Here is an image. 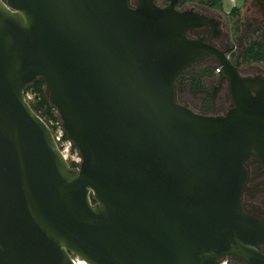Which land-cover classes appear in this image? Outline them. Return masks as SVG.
Here are the masks:
<instances>
[{"label": "water", "instance_id": "water-1", "mask_svg": "<svg viewBox=\"0 0 264 264\" xmlns=\"http://www.w3.org/2000/svg\"><path fill=\"white\" fill-rule=\"evenodd\" d=\"M177 2L0 0V264H264L240 205L243 161L264 164V79L188 38L212 23ZM205 55L231 83L224 115L175 100ZM36 79L77 169L25 97Z\"/></svg>", "mask_w": 264, "mask_h": 264}, {"label": "flooded vegetation", "instance_id": "flooded-vegetation-1", "mask_svg": "<svg viewBox=\"0 0 264 264\" xmlns=\"http://www.w3.org/2000/svg\"><path fill=\"white\" fill-rule=\"evenodd\" d=\"M170 0L156 3L160 7ZM210 6L206 0H178L176 9H194L211 20V25L189 29L186 36L202 41L223 51L241 77L259 75L264 79V0H239ZM227 3L229 9L227 10ZM218 69V71H217ZM175 100L194 113L209 116L224 115L234 107L231 83L216 58L205 55L200 61L182 72L175 82ZM257 89L251 93L256 95ZM263 96L264 90L259 93ZM246 178L240 193L242 210L264 222V164L254 155L243 161ZM264 254V245L259 244ZM226 264H246L242 258L226 256L219 259Z\"/></svg>", "mask_w": 264, "mask_h": 264}, {"label": "trees", "instance_id": "trees-1", "mask_svg": "<svg viewBox=\"0 0 264 264\" xmlns=\"http://www.w3.org/2000/svg\"><path fill=\"white\" fill-rule=\"evenodd\" d=\"M193 1V0H187ZM210 6H220V0H206ZM28 91H31L34 96L32 100H27L30 104L31 108L46 122L48 126L53 130L50 125V121L58 120V115L56 110L50 104L48 95L46 93V88L41 83L39 79H36L33 83L29 84L25 89V95ZM64 138H68L66 133L64 132ZM73 149H76L75 145L73 144ZM70 167L73 169H77L79 164L70 161Z\"/></svg>", "mask_w": 264, "mask_h": 264}, {"label": "built area", "instance_id": "built-area-1", "mask_svg": "<svg viewBox=\"0 0 264 264\" xmlns=\"http://www.w3.org/2000/svg\"><path fill=\"white\" fill-rule=\"evenodd\" d=\"M229 2L233 4L234 0H229ZM217 71H218V69H217ZM25 97H26V95H25ZM50 125L53 128V130L51 128L50 129L52 131L54 139H55L60 151L62 152V154L66 158V160L67 161L71 160L72 162L80 164L81 157H80L78 150L73 149V143L68 138H64V132L65 131L63 129L61 120L58 118V120H56V121H50ZM220 263L226 264L227 261L222 260Z\"/></svg>", "mask_w": 264, "mask_h": 264}, {"label": "rangeland", "instance_id": "rangeland-1", "mask_svg": "<svg viewBox=\"0 0 264 264\" xmlns=\"http://www.w3.org/2000/svg\"><path fill=\"white\" fill-rule=\"evenodd\" d=\"M163 0H157V3L159 2V3H161ZM236 1V3H238L239 2V0H235ZM129 2H130V4L131 5H135L136 4V2H137V0H129ZM227 10L229 9V3H227V8H226ZM33 96H34V94L31 92V91H28L27 92V94H26V98H27V100H32L33 99ZM71 160H68V162H70ZM74 259H78L77 257H73Z\"/></svg>", "mask_w": 264, "mask_h": 264}, {"label": "bare ground", "instance_id": "bare-ground-1", "mask_svg": "<svg viewBox=\"0 0 264 264\" xmlns=\"http://www.w3.org/2000/svg\"><path fill=\"white\" fill-rule=\"evenodd\" d=\"M74 262H75L76 264H87L85 261L80 260V259H74Z\"/></svg>", "mask_w": 264, "mask_h": 264}]
</instances>
